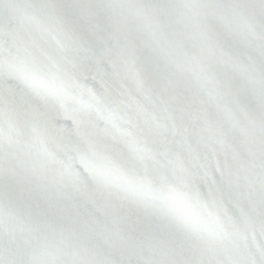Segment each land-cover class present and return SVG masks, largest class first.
I'll list each match as a JSON object with an SVG mask.
<instances>
[{"label":"snow or ice","instance_id":"6c2138e0","mask_svg":"<svg viewBox=\"0 0 264 264\" xmlns=\"http://www.w3.org/2000/svg\"><path fill=\"white\" fill-rule=\"evenodd\" d=\"M0 264H264V0H0Z\"/></svg>","mask_w":264,"mask_h":264}]
</instances>
